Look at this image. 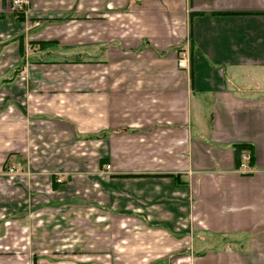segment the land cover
<instances>
[{
    "label": "crops",
    "instance_id": "obj_1",
    "mask_svg": "<svg viewBox=\"0 0 264 264\" xmlns=\"http://www.w3.org/2000/svg\"><path fill=\"white\" fill-rule=\"evenodd\" d=\"M4 172L24 264H264V0H0Z\"/></svg>",
    "mask_w": 264,
    "mask_h": 264
},
{
    "label": "rangeland",
    "instance_id": "obj_2",
    "mask_svg": "<svg viewBox=\"0 0 264 264\" xmlns=\"http://www.w3.org/2000/svg\"><path fill=\"white\" fill-rule=\"evenodd\" d=\"M62 47H70V46H62ZM36 47L34 48H27V53L31 56L39 55V52H37ZM60 50V53L58 56H67V59H70V52L69 50H66V48L58 49ZM178 56V55H177ZM51 57H55L53 55H48L41 57L44 59H51ZM17 167H15L12 171L9 170V174L14 173L16 170H19L20 173H22L21 165L17 164ZM12 169V168H11ZM7 173H1L0 174V196H5L8 191V182L6 179L8 176ZM60 181H62L59 178ZM15 197H18L21 200V192L16 191ZM48 197V196H47ZM19 206L18 204L14 206H0V264H6L3 262L4 259H7L6 257L15 256L18 259L17 264H24L22 261V257L25 256L24 253L21 251L22 245L25 244L22 243V237H20L19 233H17L18 229H21L24 227V224L26 219L28 218L29 214L34 212L33 209L29 210L30 206L23 205ZM29 212V213H28ZM12 249H11V248ZM14 251V253H13ZM17 251V252H15ZM32 256V255H31ZM32 264V263H31Z\"/></svg>",
    "mask_w": 264,
    "mask_h": 264
},
{
    "label": "built area",
    "instance_id": "obj_3",
    "mask_svg": "<svg viewBox=\"0 0 264 264\" xmlns=\"http://www.w3.org/2000/svg\"><path fill=\"white\" fill-rule=\"evenodd\" d=\"M12 8L24 12L25 8H27L29 4V0H10ZM188 61L187 53L181 51L178 53L177 67L178 68H186ZM250 160V155L248 153L240 155L239 158V166L237 171L241 174H247L249 172L248 169V161ZM109 169V166H106V170ZM12 171V170H10ZM57 182H61L57 180Z\"/></svg>",
    "mask_w": 264,
    "mask_h": 264
},
{
    "label": "trees",
    "instance_id": "obj_4",
    "mask_svg": "<svg viewBox=\"0 0 264 264\" xmlns=\"http://www.w3.org/2000/svg\"><path fill=\"white\" fill-rule=\"evenodd\" d=\"M18 19L22 20V16H19ZM30 47L31 48H34L36 47L37 49H34V50H37V52H44L46 50H49V49H54L56 47H58V43L54 42V41H42V42H32L30 44ZM65 49V48H64ZM19 51H20V59L22 60L20 62V68L23 66V58H24V54H23V48H22V45L19 46ZM240 158V157H239ZM239 166V159H238V163H237V168ZM174 178V180L179 184V178L178 176H172ZM58 183L55 181V179L53 178L52 179V188H55L56 185ZM224 240V239H223Z\"/></svg>",
    "mask_w": 264,
    "mask_h": 264
}]
</instances>
